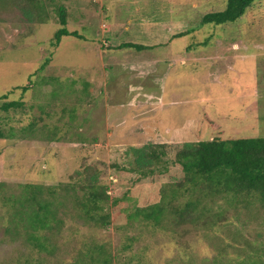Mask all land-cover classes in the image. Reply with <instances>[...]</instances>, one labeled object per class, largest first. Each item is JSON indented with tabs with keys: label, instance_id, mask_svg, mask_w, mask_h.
Wrapping results in <instances>:
<instances>
[{
	"label": "rangeland",
	"instance_id": "rangeland-1",
	"mask_svg": "<svg viewBox=\"0 0 264 264\" xmlns=\"http://www.w3.org/2000/svg\"><path fill=\"white\" fill-rule=\"evenodd\" d=\"M21 1L0 0V95L8 94L0 105L24 102L0 111V128L13 133L0 138V264H93L96 246L112 264H264L259 201L246 208L222 194L206 198L224 211L211 228L130 218L145 193L136 150L264 136V0L221 25L200 19L227 0ZM61 5L68 30L83 38L53 47ZM161 161L160 185L179 173L170 157ZM86 170L111 197L108 225L85 222L73 193L58 189L45 194L58 222L41 230L47 250L38 249L14 221L12 199L26 184H74Z\"/></svg>",
	"mask_w": 264,
	"mask_h": 264
},
{
	"label": "trees",
	"instance_id": "trees-1",
	"mask_svg": "<svg viewBox=\"0 0 264 264\" xmlns=\"http://www.w3.org/2000/svg\"><path fill=\"white\" fill-rule=\"evenodd\" d=\"M26 1L29 5L36 3V0ZM258 1L262 0H227L224 9L205 13L200 19V25L236 22ZM34 8L38 7L34 5ZM59 23L60 27L51 39L53 47H58L64 36L83 38L78 32L68 30L64 5L59 7ZM121 47H135L138 50L147 48L133 43L121 44ZM22 89L24 91L25 87ZM7 97L8 94L0 95V99ZM23 104L19 100L4 102L0 105V111L21 108ZM12 135L0 128V138H11ZM136 153L137 170L140 174L136 183L141 184L142 192L145 193L139 195L138 205L130 215L132 219L140 217L158 225L170 216L176 223L203 221L207 228H211L224 211L221 207L219 211L213 207L214 212L212 205L205 199L219 194L229 198L232 205L243 203L249 208L255 201H259L264 208V136L225 140L215 138L189 143L165 142L136 150ZM164 157L172 159L179 173L177 178L171 169H166L173 177L170 176V182L160 185L157 177L162 172H158V168ZM73 177L79 181L74 184L60 183L59 186L26 184L22 194L12 199L18 206L12 214L14 221L24 222L28 241L40 250H47L48 238L46 234L40 233L41 230L51 229L52 223L58 222L55 202L45 194L55 196L58 189L70 191L73 193L75 208L80 211L85 222L102 226L109 223L110 216L105 212V205L111 197L106 188L99 184L90 170L78 172L71 176ZM182 191L190 195L185 201L180 200ZM153 192H157L159 196ZM117 202L118 199L113 200V203ZM216 202L213 198L212 204ZM17 232L18 230L15 233ZM96 247L98 248L94 254H90L93 264H112L111 255L102 246Z\"/></svg>",
	"mask_w": 264,
	"mask_h": 264
}]
</instances>
